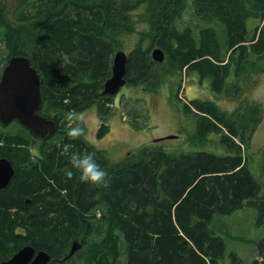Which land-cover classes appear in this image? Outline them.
I'll return each instance as SVG.
<instances>
[{
    "label": "trees",
    "instance_id": "1",
    "mask_svg": "<svg viewBox=\"0 0 264 264\" xmlns=\"http://www.w3.org/2000/svg\"><path fill=\"white\" fill-rule=\"evenodd\" d=\"M190 1L202 21L226 26L229 49L240 50V64L249 48L264 54V28L249 38L246 25L264 12V0H20L18 25L7 20L0 3L8 59H30L42 79L41 112L57 123L53 134H35L42 140L36 153L23 135L0 133V157L15 170L0 189V260L27 242L49 251L50 264H220L227 243L213 226L216 216L248 204L258 208L262 220L261 184L234 139L250 120L238 121L215 101L191 99L185 110L200 111L198 131L204 136L225 129L220 140L234 150L230 154L170 152L161 139L114 161L84 135L71 139L69 127L59 125L61 115L71 111L108 109L104 106L113 98L103 93L104 83L116 52L133 36L126 84L155 91L165 76L189 69L210 76L212 88L222 92L231 69L217 31L203 27L197 37L190 26L179 24ZM155 47L165 52L163 62L150 55ZM108 126L100 124L99 137ZM72 152L94 154L108 183L91 186L78 172L68 178ZM79 240L80 249L70 255ZM259 246L263 259L251 264H264V241Z\"/></svg>",
    "mask_w": 264,
    "mask_h": 264
},
{
    "label": "rangeland",
    "instance_id": "2",
    "mask_svg": "<svg viewBox=\"0 0 264 264\" xmlns=\"http://www.w3.org/2000/svg\"><path fill=\"white\" fill-rule=\"evenodd\" d=\"M19 1L0 0L6 7L7 20L14 25L19 24ZM246 21L248 36L252 38L254 33L264 28V12L259 17H250ZM179 24L182 28L190 26L197 37L203 27L212 26L217 31L221 54L230 63L231 69L222 92L212 88L210 76L201 77L198 71L186 69L176 76H165L164 83L155 91H146L142 85L125 84L117 94L112 95L113 100L105 104L104 108H108L106 111L99 113L95 106L81 112L71 111L61 115L59 125L70 128L78 124L83 129L85 138L97 148L106 150L108 157L114 161L124 158L136 146L171 134L176 137L160 141L170 152L208 151L219 155L230 154L234 150L220 140L221 135L226 133L225 129L221 128L218 133L208 132L204 136L198 131L202 115L200 111L193 106L190 112L185 110L187 105H191V99L215 101L238 121L246 117L250 120L247 128H239L240 135L234 139L242 144L249 167L260 182L261 193L264 194V54L258 55L249 48L240 64V50L229 49L226 26L219 20L211 23L202 21L194 1H190L183 11ZM135 39L134 36L131 37L123 49L127 54ZM7 61L8 53L0 34V76ZM44 109L42 107V111ZM56 113L52 110L50 112L52 115ZM70 113H76L80 119L69 121ZM104 121L109 124L108 131L103 137H99L98 130ZM21 127L24 128L22 132ZM0 133L23 135L30 142L31 153H36L42 143L41 139L36 138L30 129L23 127L18 121L8 126L0 124ZM213 226L224 235L227 243L226 253L220 264H251L255 259H263L259 243L264 241V217L262 220L259 218L258 208L244 204L231 215L216 216ZM25 244L27 242L22 243Z\"/></svg>",
    "mask_w": 264,
    "mask_h": 264
},
{
    "label": "water",
    "instance_id": "3",
    "mask_svg": "<svg viewBox=\"0 0 264 264\" xmlns=\"http://www.w3.org/2000/svg\"><path fill=\"white\" fill-rule=\"evenodd\" d=\"M153 60L163 62L165 52L160 47L151 51ZM128 54L118 50L112 64V74L105 81L103 93L117 94L126 84V63ZM42 79L39 71L27 56H12L5 65L0 78V121L7 125L18 121L41 137L53 134L57 129L54 119L41 113L43 105ZM175 134L155 139L174 138ZM14 167L7 157H0V189L5 187L14 174ZM80 247L75 241L70 255ZM52 255L45 249L36 250L32 244L19 248L9 259L0 260V264H50Z\"/></svg>",
    "mask_w": 264,
    "mask_h": 264
},
{
    "label": "clouds",
    "instance_id": "4",
    "mask_svg": "<svg viewBox=\"0 0 264 264\" xmlns=\"http://www.w3.org/2000/svg\"><path fill=\"white\" fill-rule=\"evenodd\" d=\"M69 121L79 120L80 117L76 113H70L68 117ZM68 137L71 139H78L83 135V129L77 124L68 129ZM65 152L68 151V146H65ZM74 172L79 173V179L83 183H87L91 186H103L108 183L107 172L96 161L94 154L92 153H80L72 152L70 155V168L65 171V175L71 178Z\"/></svg>",
    "mask_w": 264,
    "mask_h": 264
},
{
    "label": "flooded vegetation",
    "instance_id": "5",
    "mask_svg": "<svg viewBox=\"0 0 264 264\" xmlns=\"http://www.w3.org/2000/svg\"><path fill=\"white\" fill-rule=\"evenodd\" d=\"M3 72V71H2ZM1 76H2V73H1ZM1 76H0V78H1ZM14 122H17L16 120H14V121H12L11 123L13 124ZM10 123V124H11ZM0 124L2 125V126H6L5 124H3L1 121H0ZM10 124H7V126L8 125H10ZM33 132V131H32ZM34 134H36L35 132H33Z\"/></svg>",
    "mask_w": 264,
    "mask_h": 264
}]
</instances>
